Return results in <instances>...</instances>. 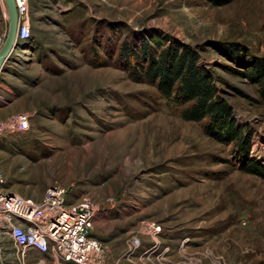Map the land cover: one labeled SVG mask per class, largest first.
Returning a JSON list of instances; mask_svg holds the SVG:
<instances>
[{
    "label": "rangeland",
    "instance_id": "rangeland-1",
    "mask_svg": "<svg viewBox=\"0 0 264 264\" xmlns=\"http://www.w3.org/2000/svg\"><path fill=\"white\" fill-rule=\"evenodd\" d=\"M28 1L0 122L27 113L29 129L0 139L3 191L38 200L60 185L90 199L102 264H264V179L119 56L142 40L194 48L264 167V106L232 71L235 51L264 56V0ZM6 14L0 0V34Z\"/></svg>",
    "mask_w": 264,
    "mask_h": 264
},
{
    "label": "built area",
    "instance_id": "built-area-1",
    "mask_svg": "<svg viewBox=\"0 0 264 264\" xmlns=\"http://www.w3.org/2000/svg\"><path fill=\"white\" fill-rule=\"evenodd\" d=\"M28 3V0H14L19 43L28 41L31 36ZM6 20L8 25V15ZM7 28L0 34V49ZM29 121L27 113L1 121L0 137L26 133ZM4 184L5 176L0 172V264L12 260L21 264H102V246L91 236L97 209L90 199L81 197L70 202L67 188L53 185L37 200L5 192ZM139 244L137 239L130 243L129 256ZM13 251L20 256H15ZM35 254L46 258L35 262Z\"/></svg>",
    "mask_w": 264,
    "mask_h": 264
},
{
    "label": "trees",
    "instance_id": "trees-1",
    "mask_svg": "<svg viewBox=\"0 0 264 264\" xmlns=\"http://www.w3.org/2000/svg\"><path fill=\"white\" fill-rule=\"evenodd\" d=\"M234 55V63L243 71H232L256 87L257 101L264 106V56L236 51ZM119 56L134 82L155 84L164 100L181 108L184 121L205 122L206 136L220 144H235L243 172L264 179V167L249 159V136L233 119L232 109L220 97L213 74L200 66V55L194 48L170 41L142 40L135 48L122 46Z\"/></svg>",
    "mask_w": 264,
    "mask_h": 264
},
{
    "label": "water",
    "instance_id": "water-1",
    "mask_svg": "<svg viewBox=\"0 0 264 264\" xmlns=\"http://www.w3.org/2000/svg\"><path fill=\"white\" fill-rule=\"evenodd\" d=\"M6 11L8 15V28L5 42L0 49V71L6 60L10 57L11 53L18 47L19 42L16 41L17 31V15L15 10L14 0H4Z\"/></svg>",
    "mask_w": 264,
    "mask_h": 264
},
{
    "label": "crops",
    "instance_id": "crops-1",
    "mask_svg": "<svg viewBox=\"0 0 264 264\" xmlns=\"http://www.w3.org/2000/svg\"><path fill=\"white\" fill-rule=\"evenodd\" d=\"M3 23L5 25H7V20L5 17H3ZM21 44V43H20ZM14 52V51H13ZM11 53L10 57L8 58V60H6L2 66V69L0 71V110H1V113H0V120L3 119V101H5V97H7V95H9V92L10 90L8 89V84H7V80H6V75H7V71H8V68H9V64L11 63V60L13 58V55L14 53ZM11 97V96H10ZM1 139V142L3 143V136L0 137ZM2 172V171H0ZM3 174V172H2ZM68 199L70 202H76L78 201L81 197L79 198H76L74 197L73 195H71L69 192H68V195H67ZM46 256H42V255H34V259L36 260H45Z\"/></svg>",
    "mask_w": 264,
    "mask_h": 264
}]
</instances>
